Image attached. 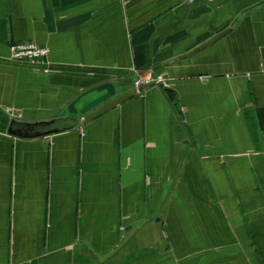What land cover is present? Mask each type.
Segmentation results:
<instances>
[{
  "label": "crops",
  "instance_id": "obj_1",
  "mask_svg": "<svg viewBox=\"0 0 264 264\" xmlns=\"http://www.w3.org/2000/svg\"><path fill=\"white\" fill-rule=\"evenodd\" d=\"M0 264H264V0H0Z\"/></svg>",
  "mask_w": 264,
  "mask_h": 264
},
{
  "label": "water",
  "instance_id": "obj_2",
  "mask_svg": "<svg viewBox=\"0 0 264 264\" xmlns=\"http://www.w3.org/2000/svg\"><path fill=\"white\" fill-rule=\"evenodd\" d=\"M78 122V119L73 117L39 123H29L12 119L8 125V132L22 138H32L71 129Z\"/></svg>",
  "mask_w": 264,
  "mask_h": 264
},
{
  "label": "built area",
  "instance_id": "obj_3",
  "mask_svg": "<svg viewBox=\"0 0 264 264\" xmlns=\"http://www.w3.org/2000/svg\"><path fill=\"white\" fill-rule=\"evenodd\" d=\"M188 4H195L201 0H186ZM11 56L17 60H37L43 59L48 56L49 48L45 45L38 44L33 41L19 42L11 45ZM163 81L162 77H159L158 82ZM167 85V83H165ZM141 80L135 81V87L138 92L142 89Z\"/></svg>",
  "mask_w": 264,
  "mask_h": 264
}]
</instances>
